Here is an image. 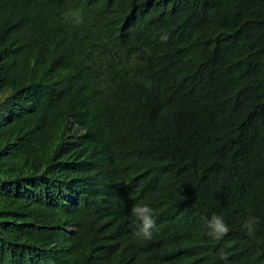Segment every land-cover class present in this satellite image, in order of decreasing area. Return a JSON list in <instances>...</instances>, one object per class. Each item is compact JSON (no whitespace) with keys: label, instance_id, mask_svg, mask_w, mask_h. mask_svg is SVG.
<instances>
[{"label":"trees","instance_id":"trees-1","mask_svg":"<svg viewBox=\"0 0 264 264\" xmlns=\"http://www.w3.org/2000/svg\"><path fill=\"white\" fill-rule=\"evenodd\" d=\"M6 90L0 264H264V0H0Z\"/></svg>","mask_w":264,"mask_h":264},{"label":"clouds","instance_id":"clouds-1","mask_svg":"<svg viewBox=\"0 0 264 264\" xmlns=\"http://www.w3.org/2000/svg\"><path fill=\"white\" fill-rule=\"evenodd\" d=\"M72 22L75 25H81L83 20V15L80 10H75L71 13ZM14 95L12 90H6L0 94V104L11 98ZM131 215L138 222V230L135 232V236L143 241H150L153 238L155 225L154 210L149 204H136L131 208ZM259 224V220L255 217H250L247 219L243 228L248 235H254L256 226ZM206 226L208 229L207 235L214 240H221L229 232V227L225 223L224 219L220 215H212L210 219L207 220Z\"/></svg>","mask_w":264,"mask_h":264}]
</instances>
